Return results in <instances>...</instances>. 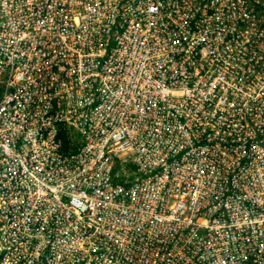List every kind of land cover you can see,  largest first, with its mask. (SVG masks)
<instances>
[{
    "label": "built area",
    "instance_id": "1",
    "mask_svg": "<svg viewBox=\"0 0 264 264\" xmlns=\"http://www.w3.org/2000/svg\"><path fill=\"white\" fill-rule=\"evenodd\" d=\"M264 0H0V264H264Z\"/></svg>",
    "mask_w": 264,
    "mask_h": 264
},
{
    "label": "rangeland",
    "instance_id": "2",
    "mask_svg": "<svg viewBox=\"0 0 264 264\" xmlns=\"http://www.w3.org/2000/svg\"><path fill=\"white\" fill-rule=\"evenodd\" d=\"M261 16H262V18H263V20H264V8H263V11H262V13H261Z\"/></svg>",
    "mask_w": 264,
    "mask_h": 264
}]
</instances>
